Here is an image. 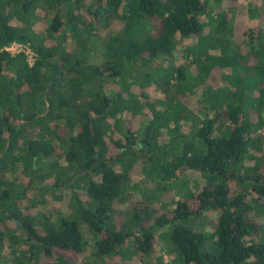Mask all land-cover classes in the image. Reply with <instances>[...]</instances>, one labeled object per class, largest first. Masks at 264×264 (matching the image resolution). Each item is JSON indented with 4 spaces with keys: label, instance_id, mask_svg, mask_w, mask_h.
Wrapping results in <instances>:
<instances>
[{
    "label": "trees",
    "instance_id": "obj_1",
    "mask_svg": "<svg viewBox=\"0 0 264 264\" xmlns=\"http://www.w3.org/2000/svg\"><path fill=\"white\" fill-rule=\"evenodd\" d=\"M222 1L0 0V264H104L131 239L152 259L165 228L182 264H264L245 216L264 207V155L250 151L264 131V29L239 41L229 11L208 13ZM13 42L33 49L34 66L4 51ZM189 172L207 184L173 201L169 219L117 230L125 193L172 190ZM210 210L213 250L182 224Z\"/></svg>",
    "mask_w": 264,
    "mask_h": 264
},
{
    "label": "rangeland",
    "instance_id": "obj_2",
    "mask_svg": "<svg viewBox=\"0 0 264 264\" xmlns=\"http://www.w3.org/2000/svg\"><path fill=\"white\" fill-rule=\"evenodd\" d=\"M209 14L216 15L218 13H221L223 11H229L232 14V22L234 24L235 28V34L236 39L239 41L242 39H245V34L252 29H264V4L263 0H237L235 4H232L230 0H223L220 4L216 3H210L209 7ZM206 18V17H205ZM193 44L192 40H185L181 42L178 46L177 52L175 54V62L177 65H180L181 63L186 62L185 54H186V47ZM187 63V62H186ZM158 64H161L163 66L167 65L166 62H163L162 60L159 61ZM165 88L160 87H150L147 89L148 94L153 100H163L165 99L166 93ZM136 91H138L136 89ZM172 92L173 90L170 89ZM188 127H186V131H188ZM264 130V129H263ZM258 140H256V146L253 147L250 151L252 155L254 156V159H260L264 155V131L258 133ZM255 164V160H249L246 162L247 167L253 166ZM182 173V172H181ZM180 173V174H181ZM183 176V175H182ZM207 179L203 174L197 173V172H189L186 174L184 178H181L179 181L171 185L173 188L169 189V187H162V185H154L148 187L149 192L146 194V196L143 197V202H137L136 199L139 200L138 196L132 195L130 197V191L124 194V201L117 202L116 207L114 211L116 213L122 214V220L120 218H116V224L121 223L122 226H131L134 228L133 230H137L140 227L143 226L144 223L148 224V226L153 227L152 225L155 224V218L158 214L159 216L164 215L168 219L171 217V213L173 211V201L175 200H185L188 196H192V193L199 192L206 184ZM96 181H100V177L95 178ZM145 181L144 176H135L133 178L134 185L138 186L139 188L142 187L143 183ZM50 183H53V180L49 181ZM161 187V188H160ZM138 191V189L136 190ZM137 194V193H136ZM50 195V194H47ZM52 196H49L51 198ZM176 197H179V199H176ZM83 199L87 200L85 196ZM248 199H251L249 196ZM123 200V199H122ZM145 200L149 203H164L165 207H160L155 209L153 206L150 208L143 207V204ZM172 203V204H170ZM141 204V205H140ZM172 205V206H169ZM140 205V206H136ZM157 205V204H156ZM158 207V206H155ZM139 208L138 213L136 210ZM124 209V211H122ZM136 209V210H135ZM148 210H151V212H148ZM154 210H160L159 213H154ZM131 211V212H130ZM137 213V214H136ZM143 215V214H149ZM245 216L252 218L256 221V223L259 225L258 232L252 237L246 239L248 242H260L264 243V207L257 206L249 210L248 212H245ZM120 214V215H121ZM119 215V217H120ZM136 215V216H135ZM157 215V216H158ZM219 215L220 213L215 210H210L206 212L204 215L194 219L186 221L183 224V226L187 227L190 230L200 231L208 235V241L206 247L208 250H213L215 246V240L211 237L214 231L217 229L218 221H219ZM145 220H149L148 222H145ZM84 234L85 236L88 235L87 226H84ZM158 238L156 242V248L158 249V253L161 256L167 257V264H182V261L179 258L178 252L175 248V246L171 242V236H170V229H160V231L157 233ZM20 235L25 238V234L20 231ZM137 244L135 242V239H131L126 244V247L123 250V257L120 259H125V264H153V258H157V264H162V260L158 258L157 256H153L152 259H143L142 254L138 252L137 250ZM176 252V253H175ZM173 253L176 255V257L173 255ZM160 257V256H159ZM117 260H120L119 257L116 258ZM121 261V260H120ZM109 264H114L113 262ZM166 264V263H165Z\"/></svg>",
    "mask_w": 264,
    "mask_h": 264
},
{
    "label": "crops",
    "instance_id": "obj_3",
    "mask_svg": "<svg viewBox=\"0 0 264 264\" xmlns=\"http://www.w3.org/2000/svg\"><path fill=\"white\" fill-rule=\"evenodd\" d=\"M180 175L182 176V175H183V172H182ZM142 187H143V190H146V186L142 185ZM136 190H137V189H136ZM136 190L133 191L132 193H130V197H131L132 195H134V196L137 195L138 198H139V200H138V199H136V200H137V202H140V203H141V202H143V197L145 196V193H144V191H141V190H139V189H138V191H136ZM136 193H137V194H136ZM197 193H198V192H197ZM142 196H143V197H142ZM135 198H136V196H135ZM176 199H179V197H176ZM179 200H181V199H179ZM121 201H122V200H121ZM121 201L119 200V201H117V202H121ZM123 201H124V200H123ZM175 201H178V200H175ZM117 202H116V203H117ZM116 203L114 204V209H115V207H116V205H117ZM170 204H172V203H170ZM170 204H169V206H172V205H170ZM174 207H175V206L173 205V209H174ZM122 211H124V209H123ZM115 212H116V211H115ZM130 212H131V211H130ZM121 213H123V212L120 211V213H117V214L120 215ZM121 216H122V214L120 215V217H119V216H118V217L122 220V217H121ZM116 220H117V219H116ZM122 225H123V224H122V221H121V223L116 224V226H117V230H121ZM157 238H158V237H157ZM154 256H157L158 258H160V259L162 260V264H165V263L167 264V260H166L167 257H166V256L163 257V256L159 255V253H158V249L156 248V246H155V253H154ZM159 256H160V257H159ZM116 258H117V257H115V258H113V259H108V258L105 257V258H104V261H103L102 263H104V264H107V263H108V264H109V263L113 262L114 264H120L121 261H120V260H117ZM119 259H120V258H119ZM153 259H154V260H153V264H157V260H156L157 258L154 257ZM95 262H97L96 259H95ZM98 262H101V261L98 259ZM124 264H125V263H124Z\"/></svg>",
    "mask_w": 264,
    "mask_h": 264
},
{
    "label": "built area",
    "instance_id": "obj_4",
    "mask_svg": "<svg viewBox=\"0 0 264 264\" xmlns=\"http://www.w3.org/2000/svg\"><path fill=\"white\" fill-rule=\"evenodd\" d=\"M4 51L9 53L12 57L24 55L28 65L31 67L34 66L36 62L37 56L28 44L13 42L9 46L5 47Z\"/></svg>",
    "mask_w": 264,
    "mask_h": 264
}]
</instances>
